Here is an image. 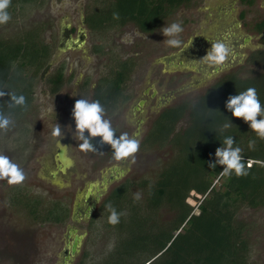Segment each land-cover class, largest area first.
I'll use <instances>...</instances> for the list:
<instances>
[{"label": "rangeland", "instance_id": "374dc122", "mask_svg": "<svg viewBox=\"0 0 264 264\" xmlns=\"http://www.w3.org/2000/svg\"><path fill=\"white\" fill-rule=\"evenodd\" d=\"M87 2L46 0L14 21L0 25V34L12 35L21 27L45 20L48 25L42 30V37L52 47L45 73L36 82L30 110L6 130L0 129V155L7 156L25 174V180L17 185H10L7 178L0 179V264H65L62 249L71 224H75L84 237L70 264H106L116 243L113 226L105 223L104 211L96 210L102 197L87 218L69 224H66L67 219L64 222L39 221L11 200L16 187L40 196L45 203L60 198L71 209L73 204H83L82 195L89 182L99 185L100 189L103 181L116 175L107 191L125 179L154 176L170 157L172 149L167 144L140 145L136 153L119 161L100 145L94 146L96 151L85 152L79 148L82 141L78 139L73 116L75 102L79 99L92 102V84L113 56L134 58L128 79L131 98L111 113L104 111L103 118L110 121L119 135L127 133L139 144L162 108L157 105L162 95L182 86L171 104L191 100L218 78H205L212 66L205 63L203 57L211 50L212 42L224 41L232 52L235 51L219 75L228 71L248 75L264 69L262 63H250L248 55L243 58L257 45L264 50V30L253 27L256 21L264 18V0L251 3L191 0L174 8L151 31H142L133 22H127L101 33L91 31L84 22ZM173 22H181L183 28L177 37L182 41L179 48L170 47L166 43L168 37L163 34V28ZM82 29H85V36L81 38L79 31ZM95 43L101 44L102 50L95 52ZM172 57L181 58L182 65H173L169 61ZM61 63L66 80L52 93L45 76ZM152 88L156 89L153 94ZM141 96L145 98L144 104L135 109ZM57 124L64 135L53 138L52 130ZM184 124L182 118L177 127ZM58 147H64L71 159L63 173L59 172ZM216 182L218 185L219 181ZM91 189V192L98 190ZM188 200L196 202L194 197ZM169 215L165 211L164 216ZM237 215L246 224L247 264H264V204L243 205Z\"/></svg>", "mask_w": 264, "mask_h": 264}, {"label": "trees", "instance_id": "16d2710c", "mask_svg": "<svg viewBox=\"0 0 264 264\" xmlns=\"http://www.w3.org/2000/svg\"><path fill=\"white\" fill-rule=\"evenodd\" d=\"M45 1L11 0L10 21ZM190 1L88 0L84 22L91 31L100 33L127 22H133L142 31H151L174 8ZM47 25L45 20H37L19 28L16 34H0V93H3L0 113L13 123L30 110L36 82L49 63L52 47L42 37ZM253 27L264 30V18ZM93 50H102V45L93 44ZM247 60L264 66V50L250 51ZM133 65L134 58L130 55L113 56L92 84L91 99L99 101L105 112H113L131 98L128 79ZM65 80L63 63L45 76L52 93ZM249 87L257 90L264 108V69H261L248 75L225 72L193 99L159 110L140 145L167 144L172 149L170 157L152 177L125 179L111 186L96 209L104 211L105 223L113 226L116 234L106 264H247L246 224L237 211L243 205L264 204V139L256 135L249 122L234 117L226 104L230 96ZM12 94L23 95L26 106H10ZM182 118L185 124L177 127ZM230 121L231 127L222 129ZM113 128L116 136H120ZM226 136L234 138L233 147L243 150L245 166L252 164L248 175L237 177L233 172L226 176L223 165L209 167L210 162L216 161V150L223 146ZM250 140H255V150L249 149ZM92 143L114 153L111 145L102 142L99 136L93 137ZM189 197L196 202L191 203ZM11 200L39 221L64 222L70 213L66 201L54 198L45 203L40 196L18 187ZM109 203L121 213L116 223L109 221L111 211L106 207ZM165 211L170 213L169 217L164 216Z\"/></svg>", "mask_w": 264, "mask_h": 264}, {"label": "clouds", "instance_id": "9594fccd", "mask_svg": "<svg viewBox=\"0 0 264 264\" xmlns=\"http://www.w3.org/2000/svg\"><path fill=\"white\" fill-rule=\"evenodd\" d=\"M11 0H0V25L6 24L11 20L8 11ZM183 31L181 22H173L169 26L163 28V34L168 37L166 43L170 47L179 48L182 41L178 39V35ZM257 47H260L257 45ZM232 55L230 47L224 41H216L212 43L211 50L203 57L205 63L210 66H222ZM3 95V93H0ZM13 104L10 106H26V99L23 95H11ZM226 107L231 111L232 115L237 118H243L245 122H249L250 128L256 133L260 139H264V108H262L257 90L249 87L245 91L234 96H230L227 100ZM104 108L99 101L89 102L86 99H79L75 102L73 116L76 121V132L78 139L83 141L79 145L82 151H96L92 138L99 136L102 142H106L114 149L113 156L119 161L123 158L132 156L139 150V141L130 137L127 133L116 136L115 129L111 126L110 121L103 118ZM259 117V118H258ZM12 121L0 113V129H7ZM231 127V121L223 124L222 129L226 130ZM87 130L88 135H85ZM64 133L61 126L57 124L52 130L53 138L62 137ZM235 140L232 136H226L223 140V146L216 150V161L210 162L209 167H216V164L223 165V173L231 176L234 172L237 177L248 175V169L252 167L249 162L247 167L244 163L243 150L240 147H233ZM255 140L249 141V149L255 150ZM7 178L10 185H17L25 180V174L16 163L10 161L5 155H0V179ZM111 211L109 221L116 223L119 221L121 213L109 203L106 205Z\"/></svg>", "mask_w": 264, "mask_h": 264}, {"label": "flooded vegetation", "instance_id": "af4514ba", "mask_svg": "<svg viewBox=\"0 0 264 264\" xmlns=\"http://www.w3.org/2000/svg\"><path fill=\"white\" fill-rule=\"evenodd\" d=\"M64 36H68L67 33H63ZM79 35L82 37L85 36V29L83 30H80L79 31ZM68 38V37H67ZM66 38V39H67ZM220 41V40H218ZM214 43V42H212ZM255 49H259V47H256L252 50H255ZM251 50V51H252ZM235 54V51L232 52V55ZM249 53H247L246 55H244V53H242L241 56L244 55L243 58H245ZM175 59L170 58L169 61H171V63L173 65H182L183 63V60L181 58L177 59L176 57H174ZM225 64H223L222 66H212L210 71L206 74L205 78L207 77H211V76H217L219 77V73L225 68L224 67ZM175 68V67H174ZM219 75V76H218ZM181 88H183L182 86H180L178 89L176 90H171V92H167L165 95H162L159 99H158V106L160 107H164V106H167V105H170L172 103V99L177 95L176 92L179 91ZM174 91V93L172 92ZM156 92V89L155 88H152L151 89V94L155 93ZM140 99H145L143 96L139 97L138 100H137V105H138V102ZM136 106V105H135ZM135 109H138L135 107ZM61 147H58V151H57V156H58V153H59V149ZM61 162V161H60ZM59 172L60 173H63L64 171L60 170L59 169ZM115 176L114 174L110 175L108 177V179H106V182H102V185L100 186V189H98L96 192H91L92 189L90 188V184L91 182L88 183L83 195H82V205H79V204H73L71 205V209H70V213L67 217V223L66 224H69L70 221H78L80 219H84V218H87L89 217V214H91V211L95 208L96 204L98 203V201L100 200L101 197H103V195L106 193V189L108 187V184L111 183V181L113 179H115ZM94 184V187L95 188V183ZM104 186H106L104 188ZM89 190H91L89 192ZM105 192V193H104ZM95 204V206L92 208V205ZM87 213H89L87 215ZM68 231H69V235H65V241H64V245H63V252H64V263L65 264H70L73 257L78 253L79 251V248L82 244V240H83V237L84 235H74V233L72 232L73 229H77L75 228V224H71V225H68ZM80 237V238H79ZM77 238L78 240V250L72 254L71 253V247H72V244L73 242L75 241V239ZM67 255H70L69 258H67Z\"/></svg>", "mask_w": 264, "mask_h": 264}, {"label": "water", "instance_id": "95a60500", "mask_svg": "<svg viewBox=\"0 0 264 264\" xmlns=\"http://www.w3.org/2000/svg\"><path fill=\"white\" fill-rule=\"evenodd\" d=\"M144 101H145V99H140L139 100V102H138V105H136V108H139L140 106H142L143 104H144ZM58 159H59V161H61L60 163H61V165H60V167H59V169L60 170H62V171H64L65 170V168H66V166H68L70 163H71V159H70V157H68L66 154H65V148L64 147H61L60 149H59V153H58ZM104 182H106V180L104 181ZM94 187V184L93 183H91L90 184V188H93ZM106 186H104V188H105ZM95 188H99V185H95ZM91 190H89V192H90ZM95 206V204H93L92 205V208ZM89 213H87V215H88ZM72 232L74 233V235H83V233H80V232H78V229H73L72 230ZM80 238V237H79ZM78 250V240H77V238L75 239V241L73 242V244H72V247H71V253L72 254H74L76 251ZM70 257V255H67V258H69Z\"/></svg>", "mask_w": 264, "mask_h": 264}]
</instances>
